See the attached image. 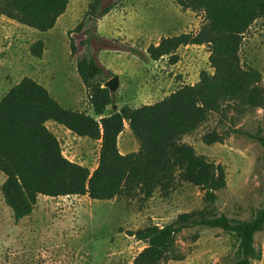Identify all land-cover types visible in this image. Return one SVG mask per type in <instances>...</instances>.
<instances>
[{
  "label": "rangeland",
  "instance_id": "1",
  "mask_svg": "<svg viewBox=\"0 0 264 264\" xmlns=\"http://www.w3.org/2000/svg\"><path fill=\"white\" fill-rule=\"evenodd\" d=\"M92 0H71L56 27L41 33L0 16V102L25 78L44 86L64 107L96 117L91 95L78 73V62L93 56L107 70L98 81L107 84L116 76L119 87L113 93L114 105L107 116L124 107L154 105L181 87L196 85L202 72L213 73L206 47L181 48L179 62L169 58L154 61L151 46L164 39L197 33L205 25L203 13L183 10L178 0H107L114 10L99 20L92 30L84 21ZM98 42H92L90 32ZM45 43L43 57L37 59L31 48ZM110 42L117 48L101 43ZM242 63L262 73L264 86V20L253 24L244 38ZM47 127L61 144L64 156L91 172L99 165L101 141L80 138L54 122ZM224 137L222 144L207 146L206 134ZM264 110L235 111L212 115L199 131L184 142L215 165L225 167L227 187L215 203L219 216L249 222L264 209ZM121 154L137 153L140 144L129 125L119 138ZM6 176L0 172V264H134L147 245L133 236L150 226L166 227L181 215L207 207L205 192L185 184L169 198L157 192L152 199L143 196L108 202L89 197L48 198L40 196L33 214L19 222L6 206L2 187ZM181 261L167 264H236L239 241L222 229L195 227L177 238ZM264 264V231L255 237Z\"/></svg>",
  "mask_w": 264,
  "mask_h": 264
},
{
  "label": "trees",
  "instance_id": "2",
  "mask_svg": "<svg viewBox=\"0 0 264 264\" xmlns=\"http://www.w3.org/2000/svg\"><path fill=\"white\" fill-rule=\"evenodd\" d=\"M107 0H92L84 21L95 24L114 7ZM122 1V0H119ZM71 0H0V16L41 33L52 31L67 12ZM183 10L203 13L205 25L197 33L164 39L151 46L154 61L169 58L178 64V51L184 47H206L213 73L202 72L196 85L181 87L162 101L140 108L124 107L106 115L116 96L98 81L107 70L90 56L78 62V73L90 92L96 117L64 108L49 91L31 78H25L0 102V172L6 176L2 195L17 222L31 216L40 196L48 198L89 197L108 202L143 196L149 200L160 192L164 198L185 184L205 192L207 207L181 215L166 226H150L133 234L147 245L134 264H167L181 261L177 238L195 227L222 229L239 241L236 264H253L260 259L255 237L264 231V209L249 222L219 216L215 203L227 187L225 167L215 165L186 137L199 131L212 115L228 111L247 113L264 110L262 73L246 68L241 49L244 38L258 20H264V0H178ZM92 42H98L90 32ZM117 48L110 42L101 43ZM45 43L31 48L37 59L43 57ZM55 122L80 138L101 141L98 168L89 169L67 159L60 141L48 129ZM140 144L137 153L123 155L119 138L126 125ZM216 132L205 135L207 146L222 144ZM264 146V139L260 140ZM264 261V258H263Z\"/></svg>",
  "mask_w": 264,
  "mask_h": 264
},
{
  "label": "water",
  "instance_id": "3",
  "mask_svg": "<svg viewBox=\"0 0 264 264\" xmlns=\"http://www.w3.org/2000/svg\"><path fill=\"white\" fill-rule=\"evenodd\" d=\"M118 81H119V77L116 76L111 82H109V83L107 84V88H108L112 93H114V92L118 89V87H119V83H118Z\"/></svg>",
  "mask_w": 264,
  "mask_h": 264
},
{
  "label": "crops",
  "instance_id": "4",
  "mask_svg": "<svg viewBox=\"0 0 264 264\" xmlns=\"http://www.w3.org/2000/svg\"><path fill=\"white\" fill-rule=\"evenodd\" d=\"M67 109V108H66ZM49 123V122H48ZM48 123H47V125H48ZM55 123V122H54ZM49 129V128H48ZM50 130V129H49ZM52 132V131H51ZM54 134V133H53Z\"/></svg>",
  "mask_w": 264,
  "mask_h": 264
}]
</instances>
